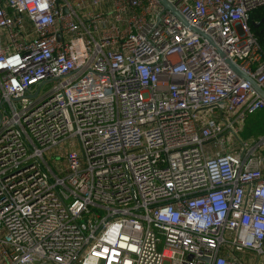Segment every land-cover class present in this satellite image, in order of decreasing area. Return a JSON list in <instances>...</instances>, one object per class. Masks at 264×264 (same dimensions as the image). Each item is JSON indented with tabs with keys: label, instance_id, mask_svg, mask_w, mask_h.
<instances>
[{
	"label": "built area",
	"instance_id": "built-area-1",
	"mask_svg": "<svg viewBox=\"0 0 264 264\" xmlns=\"http://www.w3.org/2000/svg\"><path fill=\"white\" fill-rule=\"evenodd\" d=\"M165 1L0 0V264H264V0Z\"/></svg>",
	"mask_w": 264,
	"mask_h": 264
},
{
	"label": "rangeland",
	"instance_id": "rangeland-1",
	"mask_svg": "<svg viewBox=\"0 0 264 264\" xmlns=\"http://www.w3.org/2000/svg\"><path fill=\"white\" fill-rule=\"evenodd\" d=\"M262 17L260 15H256V20L260 21ZM261 29H264V22L261 25ZM264 35V34H263ZM46 86H43V89ZM258 135H264V109L258 113L249 115L244 123V131L241 133L242 139H248L251 137H256ZM78 144L75 146L74 149H77ZM47 162L49 163L50 167L58 173L56 166L60 167L63 166V162L61 161V157L53 156L51 158L50 154L47 153L45 155ZM61 161V162H60Z\"/></svg>",
	"mask_w": 264,
	"mask_h": 264
},
{
	"label": "water",
	"instance_id": "water-1",
	"mask_svg": "<svg viewBox=\"0 0 264 264\" xmlns=\"http://www.w3.org/2000/svg\"><path fill=\"white\" fill-rule=\"evenodd\" d=\"M158 2L167 10L171 11L175 17L185 26H187L191 31L195 32L196 34L200 35L202 38L206 39L209 43L213 44L211 39L203 34L200 30L193 28L191 26L188 25V23L185 21V19L180 15V13L169 3H167L165 0H158ZM64 13H66V10H64ZM254 28H258V24H252ZM220 55L222 57H224L223 54L220 53ZM225 62L227 63V65L240 77H242L244 80L248 81L250 83V85L253 87V89L258 93V95L264 100V91L259 88L257 86V84L255 83V81L249 77H247L246 75H244L239 68L237 67V65H235L234 63H232L230 60L226 59ZM1 108V105H0ZM2 119V115L0 112V122Z\"/></svg>",
	"mask_w": 264,
	"mask_h": 264
},
{
	"label": "trees",
	"instance_id": "trees-1",
	"mask_svg": "<svg viewBox=\"0 0 264 264\" xmlns=\"http://www.w3.org/2000/svg\"><path fill=\"white\" fill-rule=\"evenodd\" d=\"M252 31L255 33V35L259 38V40H262L264 38V33L261 32L260 29L254 28L251 24Z\"/></svg>",
	"mask_w": 264,
	"mask_h": 264
},
{
	"label": "crops",
	"instance_id": "crops-1",
	"mask_svg": "<svg viewBox=\"0 0 264 264\" xmlns=\"http://www.w3.org/2000/svg\"><path fill=\"white\" fill-rule=\"evenodd\" d=\"M9 13H11L10 11H8Z\"/></svg>",
	"mask_w": 264,
	"mask_h": 264
}]
</instances>
